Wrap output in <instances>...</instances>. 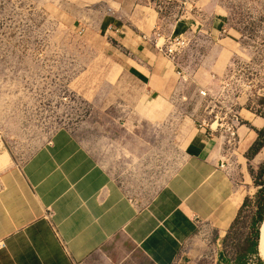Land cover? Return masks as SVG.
Returning a JSON list of instances; mask_svg holds the SVG:
<instances>
[{"label": "rangeland", "instance_id": "obj_1", "mask_svg": "<svg viewBox=\"0 0 264 264\" xmlns=\"http://www.w3.org/2000/svg\"><path fill=\"white\" fill-rule=\"evenodd\" d=\"M105 1L0 0V155L22 165L61 130L96 154L109 135L133 131L136 125L125 124L139 112L143 93L149 122L163 118V123L144 124L139 131L163 134L171 155L204 122L233 186L249 198L229 235L231 255L244 247L252 202L261 188L264 194V147L247 157L254 134L264 127L254 124L264 99V0H110L127 22L142 12L144 30L152 27L151 40L159 33L186 41L170 62L171 92L153 94L149 86L147 97V84L128 69L116 44L83 38L79 23H91L86 13ZM199 91L207 97L200 98ZM232 123L240 131L228 144L226 127ZM170 159L164 157L165 176ZM181 162L180 155L176 163ZM216 239L214 231L200 229L181 248L176 264H214ZM134 261L141 264L143 258L135 255ZM249 261L258 264L253 257Z\"/></svg>", "mask_w": 264, "mask_h": 264}, {"label": "crops", "instance_id": "obj_2", "mask_svg": "<svg viewBox=\"0 0 264 264\" xmlns=\"http://www.w3.org/2000/svg\"><path fill=\"white\" fill-rule=\"evenodd\" d=\"M109 1L86 13L92 22L79 23L83 38L116 44L147 84L145 97L149 86L153 94L171 92L170 61L155 49L152 27L144 30L142 12L127 22ZM142 94L125 124L133 131L109 135L96 154L61 130L22 165L0 155V264H138L135 255L141 264H176L200 229L217 234L210 261L232 264L222 244L244 198L220 167L219 150L195 126L168 154L163 134L139 131L163 123L149 122Z\"/></svg>", "mask_w": 264, "mask_h": 264}, {"label": "trees", "instance_id": "obj_3", "mask_svg": "<svg viewBox=\"0 0 264 264\" xmlns=\"http://www.w3.org/2000/svg\"><path fill=\"white\" fill-rule=\"evenodd\" d=\"M260 110L257 111L258 115L264 119V99L260 101ZM264 147V127L261 130L256 131V139L252 146L249 148L247 157L249 159L256 156L259 151ZM254 206V212L252 213L249 229V234L244 239V247L238 249V247L235 249V251L230 255L227 252V244L229 241V235L231 232V229L235 225V223L238 221L239 216L245 206L249 204V198L245 197L243 200V203L239 207L237 214L230 225L225 239L223 243V251L225 255L229 258V260L232 262V264H252L250 263L249 259L250 257H253L258 264H263V261L258 256L257 251V245H258V239H259V226L264 218V194H263V188H261L257 194L254 197V201L252 202Z\"/></svg>", "mask_w": 264, "mask_h": 264}, {"label": "built area", "instance_id": "obj_4", "mask_svg": "<svg viewBox=\"0 0 264 264\" xmlns=\"http://www.w3.org/2000/svg\"><path fill=\"white\" fill-rule=\"evenodd\" d=\"M162 40V43L159 44V41ZM152 43L155 47V49L161 53L162 55H164L168 60H170V62H174L175 57L178 55V53H180L186 46V41L184 38H182V36L179 37H170V38H164L161 37V35L159 33H155L153 38H152ZM199 97L200 98H205L207 97V94L205 91H199ZM234 123L230 124L228 127H226V132L229 135V139L227 141L228 144H232V142H234V140L237 137V130L234 129ZM197 129L201 132H203L205 135L209 136L210 138H212V134L211 132H208L206 130V127L204 125V122L202 123H198L196 125ZM218 128L217 127L213 130L212 127L210 126V129L213 132H216ZM210 130V131H211ZM221 168L225 169L226 164L224 162H222V164L220 165Z\"/></svg>", "mask_w": 264, "mask_h": 264}, {"label": "water", "instance_id": "obj_5", "mask_svg": "<svg viewBox=\"0 0 264 264\" xmlns=\"http://www.w3.org/2000/svg\"><path fill=\"white\" fill-rule=\"evenodd\" d=\"M262 245H264V218L259 226V239L257 245L258 256L260 257V259H261V254L259 252L261 251ZM262 261L264 262V260Z\"/></svg>", "mask_w": 264, "mask_h": 264}, {"label": "bare ground", "instance_id": "obj_6", "mask_svg": "<svg viewBox=\"0 0 264 264\" xmlns=\"http://www.w3.org/2000/svg\"><path fill=\"white\" fill-rule=\"evenodd\" d=\"M216 126H217L216 123L211 125L213 130L215 129ZM259 253L261 254V259L264 260V245H262L261 251Z\"/></svg>", "mask_w": 264, "mask_h": 264}]
</instances>
